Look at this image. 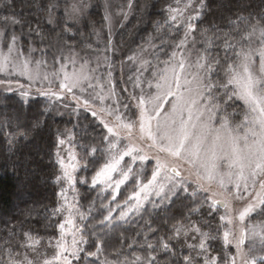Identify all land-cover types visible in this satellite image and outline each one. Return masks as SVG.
I'll list each match as a JSON object with an SVG mask.
<instances>
[{
	"label": "snow or ice",
	"instance_id": "obj_1",
	"mask_svg": "<svg viewBox=\"0 0 264 264\" xmlns=\"http://www.w3.org/2000/svg\"><path fill=\"white\" fill-rule=\"evenodd\" d=\"M14 3L0 0V8L12 9L10 14L0 15V87L18 93L27 104L33 86L46 82L35 90V95L48 100L45 113L58 111L57 104L68 108L65 101L70 96L72 111L77 116L80 109L90 113L105 131L99 146L82 145L84 156L75 149L74 134L57 135L59 174L54 182L67 184V188L61 187L57 206L51 211V216L63 217L55 225L57 235L45 238L31 229L7 227L0 235V264H264V11L243 15L248 5L241 0L230 30L221 32L215 26H198L206 0H184L182 7L181 0H175L176 6L169 5L164 23L156 25L157 35L149 37L147 47L141 45L127 56L134 66L128 81L139 89L129 93L127 99L134 101L129 104L121 101L113 82L115 65L108 53L115 54L117 46L111 36L110 4L104 5L103 19L109 27L104 48L86 44L89 50L103 53L108 68L105 78L96 75L99 56L97 67L91 68V61L76 51V37L83 36L79 25L90 3L65 0L63 15L57 16L59 0H25L26 7L37 10L34 20L17 12ZM133 8V0H127L120 14L126 19ZM44 24L51 28L46 31ZM181 29L182 34L177 35ZM92 34L98 39L101 36L95 29ZM156 38L160 45L152 43ZM148 48L158 49L167 58L160 59L154 51L153 64L146 58ZM49 49H55L51 72L45 59ZM37 51L42 54L40 59L32 56ZM78 60L82 61L79 68ZM123 67L121 61V72ZM234 101L241 102V111L233 107ZM0 125L17 129L8 134L10 146L29 135L11 120ZM38 126L39 122L33 125ZM65 144L69 145L67 159L62 155ZM98 154V159H89ZM89 167L94 169L90 181L77 177L81 169ZM130 181L134 186L131 194L113 206L121 186ZM78 182L98 189V195L111 191L108 203L100 204L104 210L101 218L92 215L97 211L95 201L87 211L81 210ZM69 190L74 193L72 201ZM182 195L190 200L182 219L174 223L165 219L158 227L149 219L136 233L142 240L127 244V248L138 247L143 252L126 254L121 233L122 246L109 253L113 259L105 255L110 233L130 223V218L142 217L147 204L153 212L163 211ZM205 209L209 217L219 215L215 227L209 221L192 220L193 216L203 218ZM163 229L167 231L160 234ZM173 241L183 242L188 253L178 255Z\"/></svg>",
	"mask_w": 264,
	"mask_h": 264
},
{
	"label": "trees",
	"instance_id": "obj_2",
	"mask_svg": "<svg viewBox=\"0 0 264 264\" xmlns=\"http://www.w3.org/2000/svg\"><path fill=\"white\" fill-rule=\"evenodd\" d=\"M123 1L127 2V0ZM43 2L46 3L47 0H43ZM86 2L90 3L91 7L86 10L85 18L79 25L83 36L77 35L75 44L77 52L83 56H91L97 52L89 50L86 44L91 43L93 49H99L103 42L102 39L106 38L103 33L106 30V23L103 19L105 7L104 0H86ZM183 2L184 0H181V4ZM243 2L248 5L241 13L243 15L264 11V0H243ZM59 3L60 10L55 15L62 16L65 0H59ZM133 3L134 8L131 11L130 18L115 33V44L120 47L123 56L131 55L141 45L146 46L149 37L157 35L155 32L156 25L164 23L169 5L176 6L175 0H133ZM206 3L205 15L198 22V26L205 29L215 26L221 32H228L231 28L230 21H235L239 13L241 0H206ZM14 9L17 12H22L29 19L34 20L37 15L36 9L25 6V0H15ZM11 11V8H0V15H8ZM43 27L46 31L51 28L47 24H44ZM93 29L101 33L99 39L92 34ZM171 31L175 32L176 30L172 29ZM180 34H182V29L177 35ZM24 43L26 51V38ZM152 43L160 45L161 41L156 38ZM163 47L169 53L171 52L167 45H163ZM197 47H200L199 43ZM154 51L160 55V59L167 58L158 49ZM54 53L55 49H49L45 56L50 67L53 64L52 56ZM35 54L41 58L42 54L39 51ZM221 55H223L222 51ZM116 89L123 103L133 104L132 101L127 99V93L123 91L122 81L118 77ZM231 103L238 112L242 109L240 101ZM47 104L48 100L44 96L34 95L25 104L18 93L6 92L0 89V122L11 120L13 125L18 123L20 130L29 133L26 139L18 138L10 146L8 144V139H10L8 134L15 132L17 129L15 126L6 128L0 125V235H3L4 230L12 225H16L23 230L31 229L34 233H38L45 238L57 235L55 225L57 221H61L62 217L51 216V211L57 206L59 200L57 195L59 185L54 182L56 175L59 174V165L55 159L57 135L71 131L75 136L74 142L81 156H84L86 151L82 145H100L105 130L90 113L85 112L83 109H80L78 116L73 111L64 112L61 108L62 104L56 105L58 111L53 110L45 113L44 108ZM69 108L72 110L73 106ZM133 109L135 108L133 107ZM17 117H19L18 121ZM37 122H39V126L33 127ZM98 158L99 154L97 157H89V159ZM102 162L100 160V163ZM98 166L99 164L95 165V167ZM93 173V167H89L88 170L81 169L77 177L84 176L90 181ZM147 173H149V170H147ZM133 187L131 181L124 185L117 200L112 202L113 206L116 202L123 203L131 194ZM78 190L82 210L87 211L89 204L95 201L97 211H94L92 215L96 219L101 218V212L104 210L100 209V204L101 202L108 203L111 192H103L98 195V189H92L89 185L80 184L79 182ZM199 195L203 196L202 193ZM189 204L190 200L185 198L184 195L175 199L174 203L170 204L167 209L159 212H153L151 205L147 204L148 211L143 213L142 217L134 216L130 218V223L123 224L115 232L110 233L109 245L105 255H109L114 249L122 246L119 243L121 233H123V248L126 254H130L134 250L143 252L138 247L129 249L127 244L133 239L142 240V237L137 236L136 233L141 231L145 221L151 219L154 227L161 225L165 219L169 223H174L186 215V205ZM117 212H119V209ZM219 213L222 214L221 209H219ZM192 220L201 224L209 221L215 227L219 223V215L214 213L209 217L205 209L203 218L193 216ZM92 222L95 223V220ZM166 231L167 229H163L160 234H164ZM151 239L154 240L155 237H151ZM192 242L191 240L188 241V243ZM173 243L176 244L178 255L182 256L188 253L189 249L183 246V242L176 243L173 241ZM213 244L214 247L219 248L218 242H213ZM109 259H113V257L109 255Z\"/></svg>",
	"mask_w": 264,
	"mask_h": 264
},
{
	"label": "rangeland",
	"instance_id": "obj_3",
	"mask_svg": "<svg viewBox=\"0 0 264 264\" xmlns=\"http://www.w3.org/2000/svg\"><path fill=\"white\" fill-rule=\"evenodd\" d=\"M69 2H71V0H69ZM106 3L110 4V6H111V7H110V11L112 12L111 36H112V39H113V41H114V43H115V33H116L117 29H118L119 27H121L122 25H124V24L127 22V20L130 18V14H131V12L128 13L127 18L125 19V18L120 14V8H121L122 6H125V5L127 4V2H124L123 0H104V5H105ZM183 3H184V2H183ZM183 3L180 5L181 7L183 6ZM125 11H127L126 7H125ZM131 11H132V10H131ZM103 33L106 35V38H103V39H102L103 42H102L101 46L99 47V49H101V50L104 48L105 41H106V39H107V37H108V35H109V27L107 26V24H106V30L103 31ZM116 46H117V45H116ZM145 47H147V45H146ZM117 48H118V50H117V52L115 53V55H114L113 53H111V52L108 53V55H109V56L111 57V59H112L113 64L115 65V68H114V70H113V82H114V84L116 85V84H117V77H118V78L122 81V86H123V88H124V89H125V88L128 89V91L126 92V93H127V97H128L129 93H131V92H133V91H136V92L139 91V89H133V87H132V83H131L130 81H128V77H129L130 75H133L134 66L131 64V62L127 61V56H123V55H122V52H121L120 49H119L120 47L117 46ZM154 50H155V49H153V48H148V54H147V57H146L147 59L152 60V61H153V64L156 63V58H154V55L151 54V53L154 52ZM65 55H68L67 51H65ZM32 56H33L35 59H40L39 56H38L37 54H35V53H32ZM80 56H81V57H84V58H86V59H89V60L91 61V64H90V67H91V68H96V67H97V56H99V57H100V61H101V63H100V67L98 68V70H97V72H96V75H97V76H101V77H105V78H106V74H107L108 68H107L106 64L103 62V53H102V52H100V53H96V54L91 55V56H83L82 54H80ZM154 60H155V61H154ZM121 61H124L123 72H121ZM80 63H82V61H81V60H78L77 65H76L77 68H79ZM59 67H60V65L58 64L57 67H55V68L58 69ZM72 67H73V66H72L71 64H69V65H68V70L71 71V70H72ZM161 67H162V65H161ZM52 70H53V68H52V67H49L48 71L51 72ZM150 71H151V70H150ZM144 75H145V76H148L149 73H145ZM116 76H117V77H116ZM0 78H3V77H2V74H0ZM15 79H19L20 82H21V83H24V84H27V83H28L26 80H24V79L21 78V77H15ZM45 85H46V82H45ZM45 85L37 84V85L33 86V88H32L33 95H32V96L35 95L36 87H42V86H45ZM0 89H3V87H0ZM117 93H118V92H117ZM32 96H31V97H32ZM121 101L123 102L122 99H121ZM65 102L69 104V107H70V106H73V107H74V102L71 100V97H70V96H69L68 100L65 101ZM106 103L110 104L111 101H110V100H109V101H106ZM132 103L134 104V101H132ZM69 107H68V108H65V107H63V105H62L61 108H62V111H64V112H70V111H72V110H71ZM69 109H70V110H69ZM121 110L123 111V109H121ZM229 110H230V109H229ZM231 110H232V109H231ZM241 110H242V109H241ZM241 110H240V111H241ZM131 111H132V112H135L136 109H133V108H132ZM129 115H131V113H129ZM68 132H71V131H68ZM66 133H67V132H66ZM66 133H65V134H66ZM71 133H72V132H71ZM65 134H62V136L65 135ZM73 144L75 145V142H74V141H73ZM68 148H69V145H68V144H65L64 146H62V155L65 157V159H67V150H68ZM75 149H76V151L79 153V151H78L76 145H75ZM79 154H80V153H79ZM80 156H81V155H80ZM126 159H127V158H126ZM147 170H149L148 175H150V173H151V164H149V165L147 166ZM77 176H78V173H77ZM58 185H59V184H58ZM62 186L65 187V188H67V184L59 185V192H60ZM76 187H77V189H78V183H77ZM121 188H123V186H121ZM120 190H121V189H120ZM109 191H110V190H109ZM110 192H111V191H110ZM67 195H68L69 201H72V197L74 196V193H73L71 190H69L68 193H67ZM118 196H119V194L117 195V197H118ZM152 199H155V196H153ZM79 204H80V198H79ZM121 204H122V203H121ZM237 206H239V205H237ZM81 210H82V208H81ZM117 210H118V209H117ZM117 210H116V211H117ZM221 210H222V214H223L224 209L221 208ZM62 219H63V217H62ZM62 219H61V221H62ZM256 219H260V217H256Z\"/></svg>",
	"mask_w": 264,
	"mask_h": 264
}]
</instances>
